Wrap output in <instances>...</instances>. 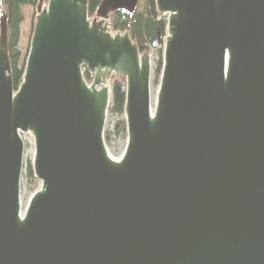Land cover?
<instances>
[{
	"label": "water",
	"instance_id": "1",
	"mask_svg": "<svg viewBox=\"0 0 264 264\" xmlns=\"http://www.w3.org/2000/svg\"><path fill=\"white\" fill-rule=\"evenodd\" d=\"M138 5L102 0L90 18L88 0L41 1L17 90L1 7L0 264H264V0H156L154 107L151 54L109 23ZM113 74L127 84L119 159ZM28 133L40 188L22 213Z\"/></svg>",
	"mask_w": 264,
	"mask_h": 264
},
{
	"label": "trees",
	"instance_id": "2",
	"mask_svg": "<svg viewBox=\"0 0 264 264\" xmlns=\"http://www.w3.org/2000/svg\"><path fill=\"white\" fill-rule=\"evenodd\" d=\"M42 0H0L1 7L5 10V17L9 29V55L12 66V77L15 89L17 90L23 81L26 59L22 58V53L18 48L20 40V26L24 21L23 6H39ZM102 0H88V15L90 18L95 17L97 10ZM110 26L113 32L125 33L129 32L132 40L137 43L140 52H149L153 47V42L157 33L161 37L166 35L167 31V17L159 13L156 5V0H144L139 3L138 8L134 14L125 11H117L110 15ZM163 70V54L155 67V81L160 82V77ZM84 76L88 83L94 79L93 73L89 70H84ZM112 88V100L109 107V113L116 116H125L126 103V80L115 74L109 79ZM118 127L125 132V119L118 123ZM105 139L110 140V133H105ZM27 176L30 181H37L32 164L26 167Z\"/></svg>",
	"mask_w": 264,
	"mask_h": 264
},
{
	"label": "rangeland",
	"instance_id": "3",
	"mask_svg": "<svg viewBox=\"0 0 264 264\" xmlns=\"http://www.w3.org/2000/svg\"><path fill=\"white\" fill-rule=\"evenodd\" d=\"M144 0H139V3H143ZM49 0H42V8L48 6ZM22 11L24 14V21L20 26V40L18 48L22 53V58L26 59L31 47V40L34 33V28L37 21L38 6H23ZM166 16V15H165ZM167 17V16H166ZM1 19V14H0ZM110 23V19H109ZM112 31V30H111ZM113 32V31H112ZM116 33V32H113ZM166 35L161 37V45L157 48L151 47L149 53L151 54L152 59V95L153 101H156L157 98V89L158 85L155 81V67L156 63L159 61L161 55L163 54L164 43ZM107 84L111 86V81L108 80ZM125 119V116H116L108 114L107 121L105 125V133H110V140H106L107 148L111 156L115 158H120L126 148L127 144V135L118 127V123H121ZM25 141V156H24V165L21 178V201H22V212L25 211L26 207L23 206V203L29 201L31 196L40 188V182L37 180L35 182L30 181L27 176L26 167L28 164H32L34 155H35V146L34 138L32 134H22Z\"/></svg>",
	"mask_w": 264,
	"mask_h": 264
},
{
	"label": "bare ground",
	"instance_id": "4",
	"mask_svg": "<svg viewBox=\"0 0 264 264\" xmlns=\"http://www.w3.org/2000/svg\"><path fill=\"white\" fill-rule=\"evenodd\" d=\"M152 85H151V100H152V106L154 107L155 106V104H156V101L154 102L153 101V95H152ZM24 139V138H23ZM110 154V153H109ZM111 155V154H110ZM111 157H113V156H111ZM113 158H115V157H113ZM115 159H119V158H115ZM27 205H28V201L26 202V203H23V206L24 207H26L27 208ZM26 210V209H25ZM22 213H24V212H22Z\"/></svg>",
	"mask_w": 264,
	"mask_h": 264
},
{
	"label": "built area",
	"instance_id": "5",
	"mask_svg": "<svg viewBox=\"0 0 264 264\" xmlns=\"http://www.w3.org/2000/svg\"><path fill=\"white\" fill-rule=\"evenodd\" d=\"M109 114V113H108Z\"/></svg>",
	"mask_w": 264,
	"mask_h": 264
}]
</instances>
